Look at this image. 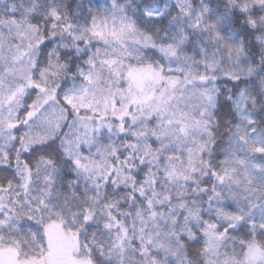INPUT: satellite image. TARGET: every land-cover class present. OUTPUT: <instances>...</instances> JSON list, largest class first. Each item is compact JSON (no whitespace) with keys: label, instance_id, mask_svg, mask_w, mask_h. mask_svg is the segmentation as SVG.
<instances>
[{"label":"snow or ice","instance_id":"6c2138e0","mask_svg":"<svg viewBox=\"0 0 264 264\" xmlns=\"http://www.w3.org/2000/svg\"><path fill=\"white\" fill-rule=\"evenodd\" d=\"M0 264H264V0H0Z\"/></svg>","mask_w":264,"mask_h":264}]
</instances>
